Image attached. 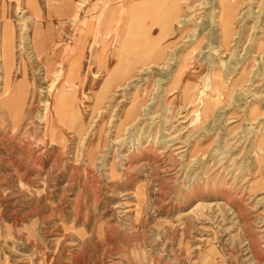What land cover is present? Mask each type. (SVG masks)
<instances>
[{
  "label": "rangeland",
  "instance_id": "obj_1",
  "mask_svg": "<svg viewBox=\"0 0 264 264\" xmlns=\"http://www.w3.org/2000/svg\"><path fill=\"white\" fill-rule=\"evenodd\" d=\"M143 1L0 0V264H264V0Z\"/></svg>",
  "mask_w": 264,
  "mask_h": 264
},
{
  "label": "bare ground",
  "instance_id": "obj_2",
  "mask_svg": "<svg viewBox=\"0 0 264 264\" xmlns=\"http://www.w3.org/2000/svg\"><path fill=\"white\" fill-rule=\"evenodd\" d=\"M142 3H143V5L145 4V5H147L148 4V2L147 1H143L142 0ZM142 3H140V4H142ZM133 10H135L134 8L132 9V10H130L131 12H133ZM174 10H175V6H173L172 5V7H170L169 8V10L166 12L167 14H163L164 15V18H163V15H162V17H160L159 19H158V17H157V21L159 22V24L161 25V30L162 31H164L166 28H167V25H168V23H169V18L171 17V15L174 13ZM154 15L156 16V13H155V10H151L150 12H147L146 14H145V16L143 17V18H139V17H136L137 19L135 20V19H132V18H130V23H134V22H140V21H144V19L146 20H148V19H150V18H155L154 17ZM158 15V14H157ZM131 16H132V14H131ZM159 16V15H158ZM161 16V15H160ZM130 25L131 24H129L128 25V27H130ZM129 29H132V28H129ZM129 29H127V30H129ZM139 29H141L140 30V34H139V36H141V35H143L144 36V38H145V41H141L139 44H137V42L134 44V48H138L139 46H143V54H145V55H147V57L146 58H148V57H151L150 55V51L152 50V48H156V44L157 43H152L151 41H149V40H146V38L149 36V33H148V31H146V29L144 28V27H140ZM132 30H134V29H132ZM136 30H138V29H136ZM126 34L128 35L129 33L128 32H126ZM135 36H136V34H135ZM140 44H144V45H140ZM127 45V44H126ZM149 45H151V48L149 49ZM129 52V51H128ZM132 54H134V53H129V55L130 56H132ZM136 55H138L137 57H136V60L138 61L139 59H141V57H144L140 52H138V53H135ZM118 58H120L119 57V54H118ZM117 58V59H118ZM134 64V63H133ZM132 64V62H129V61H127L126 59H124L123 60V62H121V64H120V66H122L123 67V73H122V75H119L118 76V72H115L116 70H114V73H112V75L113 74H115L117 77H122L123 75H124V73H126L127 72V70L133 65ZM112 75H110V76H108V78H113V76ZM62 93L60 92V94L59 95H61ZM62 96V95H61Z\"/></svg>",
  "mask_w": 264,
  "mask_h": 264
}]
</instances>
